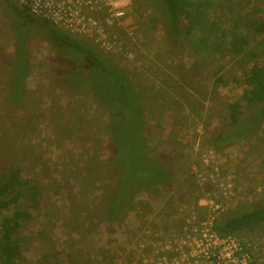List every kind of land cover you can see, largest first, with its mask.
Wrapping results in <instances>:
<instances>
[{
    "label": "rangeland",
    "instance_id": "374dc122",
    "mask_svg": "<svg viewBox=\"0 0 264 264\" xmlns=\"http://www.w3.org/2000/svg\"><path fill=\"white\" fill-rule=\"evenodd\" d=\"M202 2L206 28L191 34L183 22L173 38L152 0H131L121 25L115 20L109 30L122 49L108 55L138 94L147 153L167 161L173 177L138 193L114 222L105 217L115 174L109 104L94 92L87 65L78 67L70 51L69 64L37 25H27V37L22 17L0 0V176L18 169L40 192L37 207L29 195L18 204L33 217L19 232L15 264L57 261L53 254L65 264H156L158 254L193 235V228L184 232L187 221L209 217L200 206L206 199L223 205L218 223L264 200V121L243 140L211 143L232 127L229 106L245 104L252 65L264 64V49L247 63L232 51L236 36L248 42L244 53L264 44V0ZM72 68L83 82L74 88L66 83ZM254 113L245 105L241 121ZM239 235L264 264V226Z\"/></svg>",
    "mask_w": 264,
    "mask_h": 264
},
{
    "label": "trees",
    "instance_id": "16d2710c",
    "mask_svg": "<svg viewBox=\"0 0 264 264\" xmlns=\"http://www.w3.org/2000/svg\"><path fill=\"white\" fill-rule=\"evenodd\" d=\"M5 1L22 17L26 32L28 24L41 27L44 30L42 33L55 45L56 51L62 49V57L67 59L69 64L72 60L70 52H73V60L78 67L82 64L87 65L84 71L94 82L92 83L95 87L94 92L106 99L109 104L115 174L106 199L105 217L114 222L122 220L138 193L158 186H167L173 178L167 161L150 158L147 153L141 107L136 100L138 94L128 72L116 64L110 55L56 28L48 21L33 17L27 8L16 5L12 0ZM152 2L157 10L162 12L166 21L165 27L172 32L170 34L173 38L181 35L180 25L183 22L188 26V34L199 28H206L204 14L206 5L202 0H152ZM29 33H26L27 37ZM247 44L244 37L236 36L232 43V51L245 57V63L256 61L264 49V44L261 43L250 52L244 53L243 48ZM22 63H25V57ZM24 68L28 72L27 62ZM76 69L72 68L69 75L67 73L66 83L73 88L76 84L80 86L83 83L79 81L80 74ZM245 82L248 87L243 94L245 104L237 102L229 106L232 127L212 140L214 146L223 147L243 140L258 130L264 121V64L256 61L248 71ZM109 97L111 103H108ZM245 105L255 110V113L248 121H241L242 107ZM26 195L31 197L36 207L39 205L40 192L37 185L31 181H23L18 169L10 170L6 176H0V213L3 214L15 207L11 216H3L0 219L1 264H15L22 255L23 243L19 238V232L33 217L30 211L18 207ZM262 226L264 200L235 216L223 219V222H217L215 229L221 234H240ZM51 257L57 261L49 262L48 258L47 262L40 261L38 264H65L64 261H58V254Z\"/></svg>",
    "mask_w": 264,
    "mask_h": 264
},
{
    "label": "built area",
    "instance_id": "2783aa9c",
    "mask_svg": "<svg viewBox=\"0 0 264 264\" xmlns=\"http://www.w3.org/2000/svg\"><path fill=\"white\" fill-rule=\"evenodd\" d=\"M19 1L18 4L27 8L33 17L48 21L73 36L88 39L106 54H117L122 49L121 44L110 37L109 30L115 20L121 25L131 0ZM219 187L228 191L223 184ZM200 206L208 209L209 217L187 221L184 232L193 228L190 230L193 235L181 238L180 244L158 254L156 264H256L254 253L245 246L239 234H221L215 229L224 211L223 205L209 198Z\"/></svg>",
    "mask_w": 264,
    "mask_h": 264
}]
</instances>
